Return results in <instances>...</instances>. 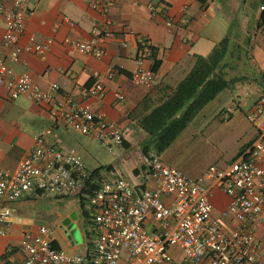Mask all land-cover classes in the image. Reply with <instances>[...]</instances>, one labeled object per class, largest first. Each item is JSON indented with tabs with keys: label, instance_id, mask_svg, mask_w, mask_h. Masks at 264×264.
<instances>
[{
	"label": "crops",
	"instance_id": "1",
	"mask_svg": "<svg viewBox=\"0 0 264 264\" xmlns=\"http://www.w3.org/2000/svg\"><path fill=\"white\" fill-rule=\"evenodd\" d=\"M91 2L40 0L35 3V13L24 19L19 53L14 60L9 58L10 49L2 40L5 21L0 16V57L14 74L28 72L35 84L47 90L52 84H58L57 99L70 96L89 104L125 132L123 147L117 148L113 155L90 137L57 127L55 137L64 147L76 150L88 168H103L106 179L124 176L140 181L141 175L149 169L154 143L140 127V121L186 77L198 57L208 58L225 40L240 45L243 51L241 58L233 62L235 68L228 70V78L243 76L246 80L224 90L207 104L159 156L166 165L187 177L197 178L210 166L226 168L254 141L258 130L247 115L264 95V33L256 34L264 0H116L105 16L94 11ZM152 6L163 12H153ZM169 20L173 21L172 25H168ZM106 21L116 30V35L105 42L107 54L102 59L82 53L66 42L67 39L88 42L92 30ZM50 38L45 57L25 50L32 42L45 43ZM141 38L150 41L160 61V81L153 87L135 84L131 79L139 67ZM143 66L149 68L150 61L145 60ZM95 71L100 73L106 89L102 99L82 94L94 81L92 73ZM109 73H113V78L108 77ZM116 91L125 95L124 101L116 100ZM227 112L229 115H225ZM49 126L46 110L24 95L10 100L0 87V169L14 170L34 146L38 133ZM49 142H53V138ZM145 149H150L149 155L144 153ZM147 185L155 187L157 183L151 179ZM64 199L74 201L77 210H57L58 206L51 205L54 200ZM230 200V196L221 191L211 197L212 217L226 233L237 226L234 216L223 215ZM37 206L58 227L69 219L78 229L82 225L84 236L85 228L89 229L78 198L29 196L11 205L13 226L6 236L0 237V256L12 249L17 261L24 259L23 233L47 226L31 224L30 213ZM252 235L264 249V222ZM88 247L85 242L84 247H74L70 253H84ZM171 252L177 259L183 256L176 247L171 248Z\"/></svg>",
	"mask_w": 264,
	"mask_h": 264
},
{
	"label": "built area",
	"instance_id": "2",
	"mask_svg": "<svg viewBox=\"0 0 264 264\" xmlns=\"http://www.w3.org/2000/svg\"><path fill=\"white\" fill-rule=\"evenodd\" d=\"M39 1L0 0V16L5 21L2 40L12 60L19 53L24 19L35 13L34 5ZM114 1L92 0L91 8L105 16ZM260 9L264 11V3ZM152 10L162 11L153 6ZM172 24L169 20L168 25ZM258 33H264V26L257 28ZM115 35L116 30L106 21L92 30L88 42H66L102 59L107 54L105 42ZM51 41L32 42L25 50L45 57ZM152 51L150 41L141 38L139 67L131 77L135 84L153 87L160 81L158 71L153 70ZM145 60L150 61L149 68L143 66ZM92 77L94 81L82 90L83 96L104 98L100 73L95 71ZM108 77L113 78V73ZM0 87L10 100L27 96L46 110L50 119V126L38 133L34 146L16 168L0 169V237L13 226L12 203L29 196L78 198L89 214L87 222L94 234L84 253H70L55 245L49 227L39 226L23 233L22 261L13 257L11 249L0 256V264H264V249L252 235L264 222V95L247 115L258 130L257 137L226 168L210 166L201 176L191 178L153 154L148 171L140 181H134L124 176L106 179L102 171L101 179L94 177L95 170L87 167L76 150L64 147L55 137V129L63 127L90 137L116 155L125 143V132L105 113L70 96L57 99L58 84L44 89L28 72L14 74L1 57ZM114 96L125 100L121 91ZM151 179L157 186L147 185ZM216 191L230 196L223 212L237 220L230 233L212 217L211 197ZM173 247L180 249L181 259L172 254Z\"/></svg>",
	"mask_w": 264,
	"mask_h": 264
},
{
	"label": "trees",
	"instance_id": "3",
	"mask_svg": "<svg viewBox=\"0 0 264 264\" xmlns=\"http://www.w3.org/2000/svg\"><path fill=\"white\" fill-rule=\"evenodd\" d=\"M258 28L264 26V11L261 12ZM238 44L225 40L215 47L208 58L198 57L197 62L186 77L169 93L166 99L156 106L139 123L142 130L154 141L152 154H161L195 119L203 108L226 89L237 82L246 80L243 76L228 78V70L234 69L233 62L240 59L243 51ZM151 58L153 70L158 71L160 61L153 49ZM150 149L144 153L149 155ZM99 168L93 172L94 177H102ZM98 185H93V188ZM85 225L88 226L89 214L81 203ZM88 245L92 244V234L85 228ZM94 235V234H93Z\"/></svg>",
	"mask_w": 264,
	"mask_h": 264
},
{
	"label": "rangeland",
	"instance_id": "4",
	"mask_svg": "<svg viewBox=\"0 0 264 264\" xmlns=\"http://www.w3.org/2000/svg\"><path fill=\"white\" fill-rule=\"evenodd\" d=\"M54 203L51 205L58 206L57 210H63L65 208H73L75 211L77 210L75 209V202L71 199L59 200L58 202H55L54 200ZM45 213L46 212L44 210L42 211V209L38 206L32 209L30 213L31 224L36 222L38 224L43 223L49 227L51 226L50 229L53 231V234L57 239L58 246L67 252H71L74 247H84L87 239L82 233V225H80L81 229H79V233H77L76 236H73L71 235L70 231L64 229L63 224H61L59 227L56 226L53 221L49 219L50 217L45 215ZM93 239L94 237H92V240Z\"/></svg>",
	"mask_w": 264,
	"mask_h": 264
},
{
	"label": "water",
	"instance_id": "5",
	"mask_svg": "<svg viewBox=\"0 0 264 264\" xmlns=\"http://www.w3.org/2000/svg\"><path fill=\"white\" fill-rule=\"evenodd\" d=\"M63 227L66 230L70 231L71 235L73 236H76L77 233H79V229L76 227L74 223L69 222V219L64 221Z\"/></svg>",
	"mask_w": 264,
	"mask_h": 264
}]
</instances>
